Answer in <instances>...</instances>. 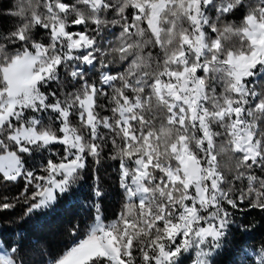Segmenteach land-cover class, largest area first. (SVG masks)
<instances>
[{
    "label": "snow or ice",
    "instance_id": "1",
    "mask_svg": "<svg viewBox=\"0 0 264 264\" xmlns=\"http://www.w3.org/2000/svg\"><path fill=\"white\" fill-rule=\"evenodd\" d=\"M3 15L0 181L24 182L28 214L92 181L40 264H217L231 210L264 212V0H16Z\"/></svg>",
    "mask_w": 264,
    "mask_h": 264
},
{
    "label": "trees",
    "instance_id": "2",
    "mask_svg": "<svg viewBox=\"0 0 264 264\" xmlns=\"http://www.w3.org/2000/svg\"><path fill=\"white\" fill-rule=\"evenodd\" d=\"M15 3L16 0H0V30L11 26L12 18L3 13L15 10ZM218 159L222 170L229 173L233 161L227 156ZM117 166L118 161H112L106 156L98 168L101 185L107 192L103 208L105 217L109 220L115 218L121 204ZM81 183L85 184L83 190H78L75 196L63 199L54 211L28 214V204L22 195L24 182L0 181V205H14L10 209L0 208V240L3 241V249L14 259H23L26 264H40L42 260L49 259L45 253L57 251L67 244L66 229L70 226L69 221L73 217L82 220L90 204L84 197L89 192L87 185L92 181L85 176ZM231 211L234 223L230 228V236L225 239L223 248L214 259L217 264H239L247 257L249 264H255L259 249L264 246V212L258 209ZM12 246H18L17 253H11ZM20 247L23 252H20ZM194 255L191 254L192 260Z\"/></svg>",
    "mask_w": 264,
    "mask_h": 264
},
{
    "label": "rangeland",
    "instance_id": "3",
    "mask_svg": "<svg viewBox=\"0 0 264 264\" xmlns=\"http://www.w3.org/2000/svg\"><path fill=\"white\" fill-rule=\"evenodd\" d=\"M3 251H7V250H4L3 248H0V252H3ZM194 253V252H193ZM195 256V255H194ZM194 260H195V257H194ZM193 260V262H194Z\"/></svg>",
    "mask_w": 264,
    "mask_h": 264
}]
</instances>
